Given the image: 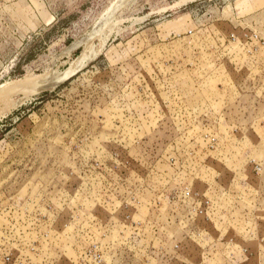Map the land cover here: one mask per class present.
<instances>
[{
	"label": "rangeland",
	"instance_id": "rangeland-1",
	"mask_svg": "<svg viewBox=\"0 0 264 264\" xmlns=\"http://www.w3.org/2000/svg\"><path fill=\"white\" fill-rule=\"evenodd\" d=\"M116 1L0 0V264H264V0Z\"/></svg>",
	"mask_w": 264,
	"mask_h": 264
},
{
	"label": "bare ground",
	"instance_id": "bare-ground-1",
	"mask_svg": "<svg viewBox=\"0 0 264 264\" xmlns=\"http://www.w3.org/2000/svg\"><path fill=\"white\" fill-rule=\"evenodd\" d=\"M126 2H128V0H117L116 2H114V4L104 14H102L100 20H98L99 22L96 25L94 34L98 35L106 26L110 25L111 18H113L112 14L115 13L114 11L118 10L117 8L118 7L120 8L121 5L123 6V4H125ZM111 25H110V28H111ZM103 31H105V30H103ZM109 31H111V29ZM93 36H95V35H93ZM99 36L100 35H98L97 37H99ZM90 37H92V36H90ZM106 37L105 38L103 36L100 37V40H98L99 43L97 42L98 43L97 46L96 45L95 46L88 45L89 43L87 44V42L85 41L87 44V45H85V49L79 55H77L74 59H72L69 62V65H68L65 73L62 76H59L54 80L47 79V80H45L44 83L39 82L38 84H43V87H45V88H54V87L60 85L61 83H63L66 79H68L69 77L74 75L76 72H78L81 69H83L84 67H86V65L88 63H90L95 57H97L100 54L101 50L104 48V45H105V42L107 39ZM94 38H92V39H94ZM92 39H90V40H92ZM77 43H78V41H77ZM76 45L74 47H76Z\"/></svg>",
	"mask_w": 264,
	"mask_h": 264
}]
</instances>
